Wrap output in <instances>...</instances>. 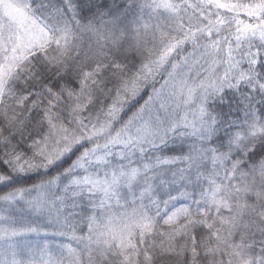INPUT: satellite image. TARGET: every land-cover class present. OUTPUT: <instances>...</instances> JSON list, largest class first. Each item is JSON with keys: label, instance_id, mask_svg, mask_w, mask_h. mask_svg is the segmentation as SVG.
Returning a JSON list of instances; mask_svg holds the SVG:
<instances>
[{"label": "snow or ice", "instance_id": "snow-or-ice-1", "mask_svg": "<svg viewBox=\"0 0 264 264\" xmlns=\"http://www.w3.org/2000/svg\"><path fill=\"white\" fill-rule=\"evenodd\" d=\"M0 264H264V0H0Z\"/></svg>", "mask_w": 264, "mask_h": 264}]
</instances>
